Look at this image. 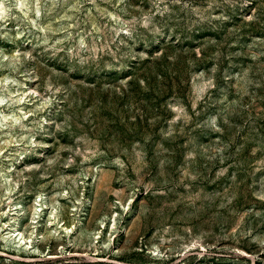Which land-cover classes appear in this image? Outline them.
<instances>
[{"label":"rangeland","instance_id":"374dc122","mask_svg":"<svg viewBox=\"0 0 264 264\" xmlns=\"http://www.w3.org/2000/svg\"><path fill=\"white\" fill-rule=\"evenodd\" d=\"M0 264H264V0H0Z\"/></svg>","mask_w":264,"mask_h":264},{"label":"bare ground","instance_id":"6f19581e","mask_svg":"<svg viewBox=\"0 0 264 264\" xmlns=\"http://www.w3.org/2000/svg\"><path fill=\"white\" fill-rule=\"evenodd\" d=\"M20 238H22V237H20Z\"/></svg>","mask_w":264,"mask_h":264}]
</instances>
